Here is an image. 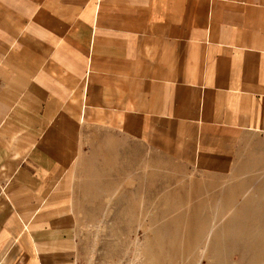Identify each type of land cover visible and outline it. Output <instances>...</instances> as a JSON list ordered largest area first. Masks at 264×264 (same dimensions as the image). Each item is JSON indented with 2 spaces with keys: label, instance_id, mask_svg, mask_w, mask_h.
<instances>
[{
  "label": "crops",
  "instance_id": "0c3cea01",
  "mask_svg": "<svg viewBox=\"0 0 264 264\" xmlns=\"http://www.w3.org/2000/svg\"><path fill=\"white\" fill-rule=\"evenodd\" d=\"M254 135L264 0H0V264L81 263L78 170L115 136L224 175Z\"/></svg>",
  "mask_w": 264,
  "mask_h": 264
},
{
  "label": "rangeland",
  "instance_id": "374dc122",
  "mask_svg": "<svg viewBox=\"0 0 264 264\" xmlns=\"http://www.w3.org/2000/svg\"><path fill=\"white\" fill-rule=\"evenodd\" d=\"M111 146L78 170L80 264H264V136L224 175L125 137Z\"/></svg>",
  "mask_w": 264,
  "mask_h": 264
}]
</instances>
